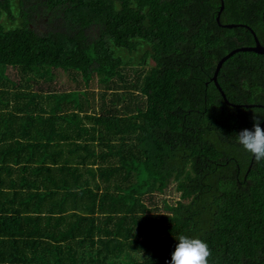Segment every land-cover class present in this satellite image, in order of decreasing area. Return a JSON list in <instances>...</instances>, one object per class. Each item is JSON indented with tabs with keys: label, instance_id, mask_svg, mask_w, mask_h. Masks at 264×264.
<instances>
[{
	"label": "trees",
	"instance_id": "1",
	"mask_svg": "<svg viewBox=\"0 0 264 264\" xmlns=\"http://www.w3.org/2000/svg\"><path fill=\"white\" fill-rule=\"evenodd\" d=\"M263 12L0 0V264H167L181 234L208 264H264V159L236 139L264 116V55L223 63L229 103L212 80L251 30L264 45Z\"/></svg>",
	"mask_w": 264,
	"mask_h": 264
},
{
	"label": "clouds",
	"instance_id": "2",
	"mask_svg": "<svg viewBox=\"0 0 264 264\" xmlns=\"http://www.w3.org/2000/svg\"><path fill=\"white\" fill-rule=\"evenodd\" d=\"M253 127L237 134V143L256 160L264 159V116H253ZM171 260L167 264H208V244L199 237L178 235Z\"/></svg>",
	"mask_w": 264,
	"mask_h": 264
},
{
	"label": "water",
	"instance_id": "3",
	"mask_svg": "<svg viewBox=\"0 0 264 264\" xmlns=\"http://www.w3.org/2000/svg\"><path fill=\"white\" fill-rule=\"evenodd\" d=\"M224 9V2H222V5L220 7V11L218 12V16L216 18L217 22L220 23V16H221V12L223 11ZM263 19H264V12H263ZM221 24V23H220ZM226 28H235V27H244V28H247V29H250L249 27L245 26V25H235V24H227V25H222ZM251 30V29H250ZM254 38H255V45L254 46H249V47H243V48H239V49H235L233 50L231 53H229L227 56H225L222 60H220V62L218 63L217 65V68L215 70V73H214V76L212 78V80L215 82L218 90L221 92L225 102L229 103L228 100H227V97L225 95V93L223 92L222 88L220 87L219 83H218V80H217V76H218V73L223 65V63L228 59L230 58L232 55H234L235 53H239V52H254V53H257V54H263L264 55V45H262L257 37V35L255 34V32L253 30H251Z\"/></svg>",
	"mask_w": 264,
	"mask_h": 264
},
{
	"label": "rangeland",
	"instance_id": "4",
	"mask_svg": "<svg viewBox=\"0 0 264 264\" xmlns=\"http://www.w3.org/2000/svg\"><path fill=\"white\" fill-rule=\"evenodd\" d=\"M120 52H123V50H120ZM122 55H126V53H124ZM142 55H143V50L140 49V51L135 54V58H138L139 59ZM131 64L134 65V66H137L138 62L132 61ZM17 74H18L17 70L12 69V68H9V70L7 72V75L12 80H14V79H16L18 77ZM90 89H92L93 91H95L96 93H98V87H97V85L96 86L95 85L92 86Z\"/></svg>",
	"mask_w": 264,
	"mask_h": 264
},
{
	"label": "crops",
	"instance_id": "5",
	"mask_svg": "<svg viewBox=\"0 0 264 264\" xmlns=\"http://www.w3.org/2000/svg\"><path fill=\"white\" fill-rule=\"evenodd\" d=\"M97 166H98V164L97 165H94V168L97 167Z\"/></svg>",
	"mask_w": 264,
	"mask_h": 264
},
{
	"label": "bare ground",
	"instance_id": "6",
	"mask_svg": "<svg viewBox=\"0 0 264 264\" xmlns=\"http://www.w3.org/2000/svg\"><path fill=\"white\" fill-rule=\"evenodd\" d=\"M134 148V147H133ZM143 161V160H142Z\"/></svg>",
	"mask_w": 264,
	"mask_h": 264
}]
</instances>
